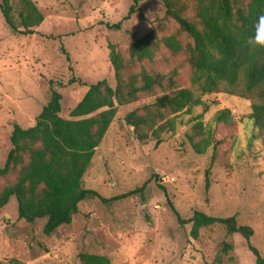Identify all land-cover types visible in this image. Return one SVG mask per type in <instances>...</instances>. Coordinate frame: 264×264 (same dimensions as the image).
<instances>
[{"label":"rangeland","instance_id":"374dc122","mask_svg":"<svg viewBox=\"0 0 264 264\" xmlns=\"http://www.w3.org/2000/svg\"><path fill=\"white\" fill-rule=\"evenodd\" d=\"M32 1L45 18L33 36L15 34L0 11V169L13 148L15 125L24 129L36 125L51 99L52 86L63 96L61 116L74 120L71 114L91 85L107 80L116 86L111 45L128 56L131 44L155 29L160 37L179 29L174 21L162 24L167 10L163 0H144L129 21L125 18L135 0ZM189 15L193 17V11ZM14 16L19 25V16ZM119 24L120 30L109 28ZM182 40L192 42L187 35ZM144 67L172 76L178 86L192 88L210 104L201 120L205 127L219 111L230 110L237 134L230 143L211 146L199 155L191 140H201L195 134L196 123L182 115L176 130L164 135L161 144L154 139L140 142L126 118L154 103L162 92L118 107L85 176V188L108 200L146 186L144 191L110 203L85 201L73 223L52 236L44 233L47 220L34 224L21 220L13 197L0 212L1 264L13 260L81 264L82 253L105 256L113 264H214L225 243L234 249L222 254V264H257L248 241L229 235L223 226L205 228L194 239L193 225H181L171 204L184 220L195 212L236 217L240 225L254 230L252 244L264 258V145L252 141V101L226 93L203 95L192 86L186 57L172 56L165 48ZM73 79L77 82L70 84ZM202 113L198 108L194 115Z\"/></svg>","mask_w":264,"mask_h":264},{"label":"trees","instance_id":"16d2710c","mask_svg":"<svg viewBox=\"0 0 264 264\" xmlns=\"http://www.w3.org/2000/svg\"><path fill=\"white\" fill-rule=\"evenodd\" d=\"M144 0H135L125 21L131 20ZM166 16L162 21L179 25L176 33L160 37L155 29L133 42L128 56L114 45L111 62L115 69L116 86L107 80L90 86L88 93L73 110L74 120L61 116L62 94L51 88V99L34 127L15 125L13 145L4 168L0 169V212L17 198L21 220L34 224L47 220L44 233L52 236L61 227L71 225L79 214L81 203L100 199L104 203L119 201L142 193V189L111 200L85 188L84 179L98 148L105 139L118 107L139 102L142 96H157L154 103L130 113L127 124L134 128L137 139L162 143V137L174 132L182 115L191 116L200 141L191 138L194 149L203 155L211 147L231 142L237 134L231 111L221 110L209 126L201 120L211 105L198 97L192 88L178 86L172 76L149 71L145 63H154L162 48L172 56L184 55L192 69L191 82L203 95L226 93L252 101L250 119L255 124L252 141L264 145V50L249 52L243 41L252 33L256 19L264 15V0H163ZM0 11L7 26L21 36H33L45 21L43 13L32 0H2ZM193 11L194 16L189 13ZM20 18L18 25L14 14ZM120 30L121 25L109 26ZM183 35L192 42L185 44ZM73 79L70 84H75ZM203 109L201 115L195 110ZM210 174V173H209ZM209 187V186H208ZM166 191V189H164ZM181 225L192 224V237L199 239L208 227L223 226L229 235H241L249 243L257 264H264L260 251L252 244L254 230L240 225L236 217L217 218L195 212L184 220L171 204ZM234 249L224 244L222 254ZM222 254L214 264H222ZM81 264H113L105 256L82 253ZM1 264V263H0ZM11 264H24L13 260Z\"/></svg>","mask_w":264,"mask_h":264},{"label":"clouds","instance_id":"9594fccd","mask_svg":"<svg viewBox=\"0 0 264 264\" xmlns=\"http://www.w3.org/2000/svg\"><path fill=\"white\" fill-rule=\"evenodd\" d=\"M249 52L264 50V15L257 17L252 33L243 41Z\"/></svg>","mask_w":264,"mask_h":264}]
</instances>
